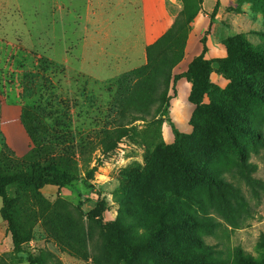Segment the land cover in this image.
<instances>
[{"label": "rangeland", "instance_id": "1", "mask_svg": "<svg viewBox=\"0 0 264 264\" xmlns=\"http://www.w3.org/2000/svg\"><path fill=\"white\" fill-rule=\"evenodd\" d=\"M167 2V12L173 19L181 0L168 3V7ZM139 7L138 0H0V154L10 148L20 159L28 150L31 142L20 113L26 108L34 110L52 87L57 95L55 102L70 106V126L75 134L87 132L93 136L100 128L110 127L118 105L146 113L145 119L126 122L134 129L118 138L112 149L102 151L98 147L91 153L89 164L96 166L91 178L82 173L80 179L62 187L47 185L36 190L18 183L7 189L10 197L17 198L9 211L23 240L16 250L0 216V258L7 264H29L28 253L37 256L45 251L55 258L46 264H93L94 249H81L61 232L53 210L57 197L65 198L84 215H94L104 227L112 224L122 207L130 215L134 205H141L152 217L154 211L147 207L144 194L130 182L141 176L148 147L160 149L161 160L156 166L160 187L168 192L175 186L182 188L164 147L174 140L168 118L180 132H192L189 120L195 106L188 101L190 83L189 87L171 83L168 106L161 109L162 113L157 111L154 80L164 56L173 55L174 50L146 62L137 38L141 30ZM228 11L234 15L216 28L215 41L225 48L227 39L237 41L240 36L253 46L264 45V8L258 0H236ZM208 33L210 29L204 35ZM226 56L227 51L223 58ZM40 59L58 67L52 65L42 71ZM181 60L173 74L187 69L189 63L181 64ZM214 65L212 72L228 83L218 62ZM247 70L264 82V74L256 67ZM41 74L50 82L44 84ZM236 96L234 105L248 113L263 140L236 135L238 146L227 149L228 138L206 116L199 118L205 125L199 146L187 140L198 155H204L201 147L217 154L216 179H223L233 190L224 199L214 184L201 190L203 202L194 204L195 212L212 222L209 231L202 233L203 239L227 264L232 263L238 248L257 256V244L264 236V106L254 104L246 93ZM208 102L206 94L203 103ZM10 105L16 108V115L8 111ZM127 116L129 121L131 114Z\"/></svg>", "mask_w": 264, "mask_h": 264}, {"label": "trees", "instance_id": "2", "mask_svg": "<svg viewBox=\"0 0 264 264\" xmlns=\"http://www.w3.org/2000/svg\"><path fill=\"white\" fill-rule=\"evenodd\" d=\"M258 2L264 8V0ZM201 4L202 0H181V8L170 26L145 46L148 64L166 50H174L173 55L164 56L154 80L157 111L162 113L161 109L168 106L171 83L175 84L181 78L190 83L188 101L195 106L189 120L192 132H180L168 118L174 140L164 147L182 188L175 186L168 192L160 187L156 169L161 160L160 149L155 146L154 149L148 147L141 176L139 174V177L130 179L131 185L144 194L147 207L154 211L152 217L141 205H134L130 215L122 207L112 224L104 227L94 215H84L63 197H57L53 202L61 232L81 249H94L93 264H227L218 250L203 239L202 233L209 231L212 222L195 212L194 204L196 201L203 202L201 190L204 188L210 189L216 184L224 199L232 195V188L223 179H216L214 158L217 154L213 155L210 153L213 151L201 147L204 155H198L191 150L190 144L199 146L201 136L205 135V125L199 122L201 116L210 118L226 135L227 149L235 150L238 146L234 140L236 135L261 137L263 140L248 113L237 108L234 102L236 95L246 93L254 104L264 106V82L247 70V67H256L264 74V45L253 46L237 36V41L227 39L223 43L227 51L225 58L207 59L204 56L206 36L203 35L201 52L189 62L184 72L173 74L174 66L183 58L191 22L201 11ZM217 9L218 2L210 14L211 21ZM217 62L219 71L228 78L224 88L210 81V73ZM38 65L42 71L52 65L58 67L44 59H40ZM41 80L44 84L50 82L45 74H41ZM53 93L52 87L34 110L26 108L20 113L21 124L31 142L28 150L20 159L10 148L0 154V216L7 224L16 250L20 249L23 240L9 210L17 198L10 197L7 189L18 183L33 186L36 190L47 185L62 187L80 179L83 174L91 178L96 169L89 164L91 153L98 147L102 151L112 149L118 138L134 129L127 127L129 122L145 119L146 116L145 112L118 105L120 109L110 127L100 128L93 136L87 132L75 134L70 126V106L55 102L57 95ZM206 94L209 102L204 104ZM228 96L230 99L227 100ZM128 113L131 114L129 121L126 120ZM127 194L125 189L124 198L128 197ZM257 245V256L238 248L231 264H264V236ZM54 259V255L46 251L37 256L30 253L26 256L29 264H46ZM0 264L7 263L0 258Z\"/></svg>", "mask_w": 264, "mask_h": 264}, {"label": "crops", "instance_id": "3", "mask_svg": "<svg viewBox=\"0 0 264 264\" xmlns=\"http://www.w3.org/2000/svg\"><path fill=\"white\" fill-rule=\"evenodd\" d=\"M140 7L139 13L141 15L140 19V35L139 43L145 46L155 41L160 35H162L165 30L170 26L173 19L171 15L167 12L165 1L166 0H138ZM169 3L175 4L177 0H168ZM218 2V9L214 16V21L211 22L210 14L213 12L216 3ZM138 4V3H137ZM236 5V0H202L201 11L195 16L191 22L190 31L185 44L184 55L181 60V64H188L195 56H197L202 50L201 38L207 30L210 29V33L206 36V51L205 58L207 59H218L223 58L226 54L225 48L219 41H215L216 28L225 19H229L230 13L228 11L229 6L234 7ZM180 6V5H179ZM210 79L215 84L223 87L226 85L227 80L221 75L212 72L210 74ZM177 85L180 83H189L184 80V78L179 79ZM7 109V108H6ZM8 111H12V114L16 115V108L13 105L9 106ZM18 115L20 113L18 108Z\"/></svg>", "mask_w": 264, "mask_h": 264}]
</instances>
